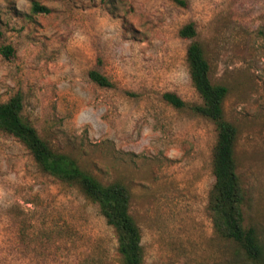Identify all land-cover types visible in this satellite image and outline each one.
Masks as SVG:
<instances>
[{
	"label": "rangeland",
	"instance_id": "374dc122",
	"mask_svg": "<svg viewBox=\"0 0 264 264\" xmlns=\"http://www.w3.org/2000/svg\"><path fill=\"white\" fill-rule=\"evenodd\" d=\"M186 1L0 0V103L21 92L24 118L54 151L128 187L142 264H264L215 227L217 129L191 108L202 98L187 59L199 42L212 83L228 88L243 225L264 249V0ZM191 22L196 36L182 37ZM169 91L187 105L168 102ZM0 264H124L98 204L1 129Z\"/></svg>",
	"mask_w": 264,
	"mask_h": 264
},
{
	"label": "trees",
	"instance_id": "16d2710c",
	"mask_svg": "<svg viewBox=\"0 0 264 264\" xmlns=\"http://www.w3.org/2000/svg\"><path fill=\"white\" fill-rule=\"evenodd\" d=\"M186 5V0H173ZM36 13H49L51 9L37 2L33 4ZM197 34L194 23H188L180 30L184 38ZM6 57L14 54L11 45L2 47ZM187 59L191 78L202 103L192 105L196 113L212 120L217 129V141L213 152L215 183L210 196V210L217 231L224 237L237 241L249 258L259 260L264 249L254 227L243 225L244 189L237 173L235 144L237 127L225 117L224 100L228 88L214 84L210 79V65L201 44L193 41L188 48ZM90 78L101 86H112L110 79L91 70ZM164 98L176 107L187 103L175 92H165ZM24 98L21 92L6 102L0 103V129L20 140L31 152L36 163L47 173L61 181L78 184L89 199L98 204L107 223L112 225L118 236V250L124 264H142L144 250L140 227L130 213L131 194L121 182L104 184L84 170L70 155L57 152L40 136L36 127L23 116Z\"/></svg>",
	"mask_w": 264,
	"mask_h": 264
}]
</instances>
